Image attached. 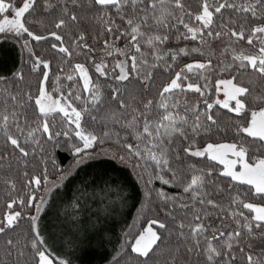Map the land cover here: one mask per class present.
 <instances>
[{
  "label": "snow or ice",
  "instance_id": "1",
  "mask_svg": "<svg viewBox=\"0 0 264 264\" xmlns=\"http://www.w3.org/2000/svg\"><path fill=\"white\" fill-rule=\"evenodd\" d=\"M90 6L95 7L98 13H104L105 10L115 9L116 14L120 16L129 26L128 29L119 31L120 37H130L128 44L130 50L134 53H139L140 56L133 54L130 56L131 65L130 70L128 65L121 62L116 65L120 69L119 75L114 79L121 84L129 81L130 77L140 78L141 83L152 79V73H144L138 65L147 64L146 54L142 52L141 45L151 47L157 61L164 60V57L169 55V52L162 51L159 45L164 44L169 39V33L175 28L179 31L182 25L185 31L180 32L177 39L183 38L185 40L197 41L198 39L204 43H208L205 37L213 39H220L221 32L214 31L215 17L221 18L219 27L225 28L224 35L237 40H245L248 45L256 47L255 41H259L258 53L235 56L234 59L240 61V68L247 71L249 68L256 74L258 78L264 79V0H199V7L196 11H192L191 6L185 3V0H89ZM61 6L62 15L55 20L54 27L57 31H50L48 35L37 34L30 29L26 22V14L34 16L38 11L48 12L54 15L53 10L57 6ZM98 6V7H96ZM81 7L80 0H22V6H18L16 0H0V33H10L18 37H23L25 34L31 41H46L49 38L60 42L52 43V49L56 50L64 56H72L76 48L92 49L87 43H82L85 40L83 34L79 35L78 40L73 41L71 47L65 46V33L63 30L69 26V22L79 24L80 17L74 9ZM180 10V16H175V10ZM11 13L12 18L3 15ZM225 12L229 13L227 23L224 22L223 17ZM169 17L175 19V23L169 22ZM185 17L188 19L186 20ZM235 17V20H233ZM101 23L107 25L106 31L113 32L111 26L115 22L100 16ZM195 22V26L190 22ZM259 21V23H257ZM239 24V31L234 30L233 24ZM250 27V32L245 35L246 27ZM148 31H142L143 28ZM130 29V30H129ZM166 29L167 32L162 30ZM107 46V43H106ZM24 48H28V40L23 43ZM185 55L187 52L184 49L179 50ZM198 49L193 47L191 52H197ZM127 55V53H122ZM173 62L177 59V53H171ZM29 63L31 71L38 73L42 79L38 84V95L25 94L22 91L13 92L8 88L9 83L14 81H6L0 77V135L6 138V143L9 144L14 151L20 153L21 158L35 157L36 149L43 152L44 156L50 155L48 146L52 149L59 147H67V149L76 157V165L81 164L92 153L88 150L94 148L97 143H101V137L96 134L97 127L107 129L103 132V136H109L112 129L109 125L119 124L121 128H130L133 130L131 139L128 134L121 135L119 131L114 135L122 148L126 152L114 153V158H118L121 162L132 166L133 170L140 169L138 175L143 179L142 173L152 169V175L165 185H175L182 187L184 193L190 195L192 201L205 206L203 213L196 211L194 205L183 203L181 208L189 209L192 218L188 219V213L185 214L184 219L177 223V216L172 213V219L168 223L153 220L145 233L135 241L132 246V252L139 257L147 259L141 261V264H148L152 260L156 250L162 245L167 248L171 241L165 237L164 233L169 236L176 235L181 241V244L176 246V254L172 255L173 264L177 259V255L186 258L187 264H236L237 256L233 255L237 252V247L245 238L247 233L248 238H264V206H257L251 202H244L239 199V196H231L229 193L230 204L225 207V204L217 200L211 190H205V180L203 175H193L190 181L184 179L185 169L182 166L184 155L181 151L176 149L175 142L172 138L174 133L179 132L188 145L183 147L182 151L185 155L190 157H207L210 161H219L225 166V170L220 172L223 177H229L234 184L248 185L249 191L253 196L264 199V158L258 159L254 164L246 162L248 149L244 144H212L209 143L202 150L194 147L193 136L188 135L183 127H177V123L186 125L187 120L182 117L173 116L170 112V105L166 102L169 94H174L177 91H192L204 95L201 86L194 82H188L191 78L186 73L199 72L206 70L211 61L208 63H187L180 71H176L174 77L170 82L162 87L159 92L160 100L154 104L152 100H147L143 103L142 108L131 105L127 102L124 94L121 92L119 86L113 88L111 95V102H107L101 93V90L96 86L88 75V70L82 64H75L73 67L74 73L80 74V79L83 83V91L87 94L84 100V106L80 109L74 107L70 102L72 98L75 101L81 100V95L70 91L68 98L64 99V104L61 105L60 100L53 101L51 104L50 95L46 91V84L49 81L50 63L47 60L37 56L34 52L30 53ZM70 64V62H69ZM71 66V64H70ZM96 72L101 76H108L106 65L103 63L96 64ZM173 65L166 63V71H172ZM67 80L74 79L73 74L67 75ZM59 79V77H57ZM235 79V77L233 78ZM15 80H23V75L15 74ZM221 86L224 87V95L227 97L223 102L216 101L222 108H226L228 112L234 113L236 116H241L248 108L251 107L252 99L258 102L259 111L251 112V119L246 125H241L236 128L237 135L250 137L252 140L264 142V90L259 94L254 89L243 86L242 84H233L232 80H218L216 83V90L219 92ZM34 100L36 109H38L39 116L35 119V127H30L29 109L32 107L28 101ZM229 101H234V106L229 105ZM118 105V107H117ZM213 105L207 104V112L195 114V120L191 125V132L199 135L201 131H210L212 125H217V120L214 114H211ZM156 109L163 111L156 112ZM35 110H33L34 114ZM59 112L63 114L64 120L62 127L56 129L49 122L51 113ZM205 116L209 122L205 125L201 121V116ZM83 121V123H82ZM91 127V131H89ZM14 129V130H13ZM26 133V135H25ZM75 137V141L72 137ZM63 138V144L61 142ZM135 140L136 143H132ZM23 141V142H22ZM77 141L79 143H77ZM32 147L30 153L25 145ZM264 148V143L260 144ZM175 152V159L172 158V153ZM229 154L236 157L235 160L227 161L224 158ZM6 157L0 156V161ZM43 159V157H41ZM53 164H55V157ZM240 163L241 171L237 173L234 171L236 163ZM0 167H3L0 164ZM191 164L188 168H192ZM213 170L209 169L208 175H212ZM24 176L27 180V186L31 189L32 185L38 189L42 183V179L46 182L47 175L33 176L25 172ZM168 177V178H166ZM11 192H17L16 184L13 181H6ZM151 183V180L148 181ZM234 184L229 185L235 191ZM215 187V185L213 186ZM254 190V191H253ZM152 190H149V192ZM217 192H224L226 189H216ZM157 195L165 200L170 199L163 191L158 192ZM22 205L28 208L34 207L36 215L30 216L27 219L31 222V249L34 259H37V264H53L50 259V253L46 249L42 250L44 240L42 239L37 221L39 214L43 210L44 201L36 202L35 195H29L27 199L17 195L16 198H11L7 203V209L4 211L2 218H0V244H3L6 249V256L12 257L14 250L18 249V241L8 237L10 231H14L18 226L23 216V210H16L14 205ZM242 204L243 209H247L254 215L249 218L245 216L242 211L237 208ZM236 205L237 208H232ZM208 207L212 209L220 208L221 211L226 212L227 215L235 219L236 227L226 233L223 229V221L217 224L203 223L204 216L210 215ZM243 218L242 220L240 218ZM185 220L187 223H185ZM170 224H174L175 228H171ZM152 225H156L157 230H154ZM187 229V231L185 230ZM256 230H259L257 233ZM206 232H211V237L206 236ZM222 240L221 238H224ZM213 240L217 244H213ZM181 246L183 251L181 252ZM248 247H252L251 244ZM224 249V250H222ZM238 252L242 258L246 257V264H264V249L259 253L247 252L246 248L241 246ZM152 254V255H150ZM171 254V253H170ZM19 256L23 257L24 252L19 251ZM0 264H3L0 261ZM59 264H65L63 260Z\"/></svg>",
  "mask_w": 264,
  "mask_h": 264
},
{
  "label": "trees",
  "instance_id": "2",
  "mask_svg": "<svg viewBox=\"0 0 264 264\" xmlns=\"http://www.w3.org/2000/svg\"><path fill=\"white\" fill-rule=\"evenodd\" d=\"M16 3L18 6H22V0H16ZM40 3L42 5V0H40ZM185 3L191 6L190 10L192 11H196L199 7V0H185ZM80 4V8L74 9L80 17L79 24L69 22V26L63 30L67 33L64 42L66 47H71L73 41L78 40L79 35L83 34L85 40L82 43H87L92 49L91 51L76 48L73 55L69 57L52 49V43L59 44L60 42L51 38L46 41L36 42L27 38L26 34L23 37L13 34L0 35V77L6 81H14V84H8V88L11 91H22L25 94H32L33 96L38 95V84L42 77L38 73L31 71L29 63L31 52H34L37 56L50 63L49 81L46 84V90L52 96L58 98L62 104L65 102L62 98H68L70 91L78 93L81 95L80 101H75L74 98L70 100L73 106L78 109L84 106L87 94L83 91V85L78 73L73 72V67L77 63L87 68L90 78L100 88L107 102H111L110 98L113 88L119 86L127 102L140 108H142L143 103L147 100H152L154 104L157 103L160 100L159 92L162 90V87L170 82L176 71H180V69L184 68L185 64L193 60H208L214 66L210 72L208 85L204 86V83L198 80L203 89H208L212 93L213 81L217 79H232L235 84H242L250 89H254L257 94L261 90H264V79L258 78V74L254 73L250 68L247 71L243 68L222 70L223 64L221 61L209 55L200 53L185 55L177 53V59L173 62L171 59L173 51L169 50L168 45L198 43L199 40L177 39L180 32L185 31L182 25L179 27V31L173 28L171 33H169V39L164 44L159 45L162 51L169 52V55L165 56L164 60L157 61L151 47L144 44L141 45L142 52L146 54L148 63L138 66L141 67L144 73H152L151 80L141 83L140 78L130 77L129 81L121 84L114 79L117 76L115 72L110 73L109 71L107 72L108 76H101L96 72L90 56L100 54V51L109 42H115L118 45H129L128 40L130 37H120L117 39L119 31H115V29L123 31L128 29L129 26L116 14L114 8L105 10L104 13H98L95 7L90 6L89 0H80ZM53 12L54 15L42 10L38 11L34 16L26 14V22L30 29L37 34L48 35L50 31L60 32L61 30L55 29L54 22L62 15L61 6L58 5L57 9L53 10ZM181 14L180 10H175V16H180ZM3 15L12 16L10 12ZM101 15L115 22L111 25L114 29L113 32L106 31L107 25L101 23ZM2 17L0 16V19ZM185 19L187 20L188 18L185 17ZM214 19V31L219 30L221 38H228L239 43L247 49V54L258 53V40L255 41L256 47H253L247 44L246 39L237 40L234 37H223L225 28L219 27L221 18L215 17ZM228 19L229 13L225 12L223 17L224 22L227 23ZM233 20H235V17H233ZM169 22L174 24L176 21L172 17H169ZM190 23L195 26L194 21ZM250 27H246V38L250 32ZM233 28L239 31V24L234 23ZM142 31L147 32L148 29L145 27ZM162 31L167 32L166 29ZM209 38L211 37H205L207 41ZM26 39L29 44L28 48H24L22 44ZM217 40L219 39H213L214 42ZM133 54L138 57L140 56L139 53H134V50H130L129 45L127 53L129 70L131 65L130 56ZM166 63L173 65L171 72L165 70ZM16 73L22 74L23 80H15ZM68 74H73L74 79L71 81L67 80ZM234 77L235 79H233ZM2 88L3 85H0V89ZM190 95L189 92L183 95L182 92L177 91L174 94H169L166 102L171 106L170 112L173 116H179L188 121L186 125L178 122L177 127H183L188 135L193 136L194 147L196 149L201 148L207 143L230 142L238 145L244 144L248 149L246 160L249 163H253L256 159L264 158V148L260 147V144L264 142H254L252 138L243 136V134L237 135L236 132L238 126L246 125L251 119V112L259 109L258 102L254 98L252 99L251 107L241 116L228 112L226 108H222L218 104H212L211 114H214L218 122L217 125H212L210 131H201L199 135H195L191 132V125L195 120V114L197 112L206 113L208 103L196 94L197 107L193 111H187L184 109L183 100L184 96ZM206 97H211L212 100L209 98V102L212 103L213 94L210 93ZM28 103L32 106L29 109V115L32 117L29 124L30 127H35V119L39 116V112L36 109L34 100L28 101ZM111 103L115 105V102ZM230 106H234V101L230 102ZM33 110H35L34 114ZM161 111L163 110L156 109V112ZM63 120V114L59 112H53L49 117L50 124L56 129L62 127ZM201 121L205 125L209 123L203 115L201 116ZM109 127L112 129V133L107 137L103 136V132L107 131V129L97 127L96 134L101 137L102 142L97 143L95 147L111 145L122 148L114 135L117 131L121 135L128 134L131 139L132 129L121 128L119 124H110ZM88 130L91 131V127ZM172 138L176 149L181 151V155H184V161L178 163H182L185 169L184 179L186 181H190L193 175L199 176L202 174L205 180L204 189L211 190L215 198L223 202L225 207H228L230 204L229 193L231 196L238 195L241 201L264 205V199L253 196L249 191L250 186L234 184L232 181L229 183L228 177L221 176L220 172L223 171V166L218 162L210 161L206 156L200 158L185 155L182 149L188 145L189 141H186L179 132L174 133ZM75 139L73 136L72 140L75 141ZM61 142L63 144V138H61ZM131 142L136 143L135 140H131ZM77 143L79 142L77 141ZM25 147L30 153L32 152L33 149L30 145L26 144ZM48 152L50 155L44 156L43 152L36 149L35 157L30 155L29 157L21 158L20 153L14 151L6 143V138L0 135V156L6 157L0 161V164L3 165V167H0V218H2L4 211L7 209V203L11 201V198H16L19 195L27 199L29 195H35L37 202L40 197L45 181L42 179V183L38 189L35 185H32L30 189L24 176L25 172L33 176L43 177L47 175V179H55L58 173L68 167L75 158L67 147L52 149L49 145ZM53 157H55V164H53ZM172 158L175 159V152L172 153ZM189 164L193 167L188 168ZM130 166L119 164L112 158H102L87 161L77 166L68 174L65 180L67 181L66 185L54 194L43 217L39 221L38 230L44 240V244L41 246L42 250L46 249V252L50 253V257L55 264H59L62 259H66L65 264H141V261L147 258L139 257L136 253H133L132 243L148 223L153 220L168 223L172 219V213H175L177 216V223L181 219H184L186 213H188V219H191L192 214L189 212V209L180 207L183 203L194 205L196 211L203 213L205 206L200 205L198 201H192L190 195L183 192L182 187L161 183L153 177L152 169L142 173L143 179H141L140 175H138L140 169L134 171ZM209 169L213 170L211 176L208 175ZM9 180L16 184L17 192H11L6 182ZM149 180H151V183H148ZM232 184H234L235 191L229 187ZM214 185L215 187H213ZM217 188L226 189V191L217 192ZM149 190L152 191L149 192ZM161 191L170 197L167 202L157 195ZM14 207L16 210L22 209L25 218L20 221L19 226L14 231L9 232L8 237H4L3 239L12 238L18 241V249L14 250L12 257H7L6 249L3 244H0V261L3 264H37L38 258L34 259L31 249V238L33 236L31 222L27 219L34 214L35 208H28L19 204L14 205ZM231 207L237 208L236 205H232ZM207 210L211 214L204 216L203 223L219 225L223 221L224 227L222 230L225 231L226 236L228 231L236 227V218L227 215L220 208L212 209L208 207ZM237 210L242 211L249 218L253 216L252 212L243 209L242 204L239 205ZM240 219L242 220L243 218L241 217ZM185 223H187L186 220ZM153 226L157 230L156 225ZM170 227L175 228V225L170 224ZM185 230L187 231V229ZM256 231L257 233L259 232V230ZM164 235L171 243L167 248L162 245L157 249L148 264H173L172 255L176 254V246L181 244V241L176 235L169 236L168 233H164ZM205 235L211 237L212 233L206 232ZM226 236L221 239L225 240ZM257 239V241H260L261 238L259 239L258 237ZM212 242L214 245L217 244L215 240ZM249 244L252 247H248ZM241 246L245 247L247 252L255 251L259 253L264 249V238L263 242L255 243L252 238L247 237L246 233L244 240L239 245H235L237 252H234L233 255L237 256L236 264H246V257L242 258L238 252V248ZM19 251L24 252L23 257L19 256ZM182 251L183 246H181ZM174 264H187L186 258L177 255Z\"/></svg>",
  "mask_w": 264,
  "mask_h": 264
},
{
  "label": "rangeland",
  "instance_id": "3",
  "mask_svg": "<svg viewBox=\"0 0 264 264\" xmlns=\"http://www.w3.org/2000/svg\"><path fill=\"white\" fill-rule=\"evenodd\" d=\"M11 18H12V16H9V19H11ZM4 34H10V33H0V35H4ZM222 36L227 37L225 35H222ZM209 39H208V43H204L203 41L198 40V43L171 44V45H168V48L170 51H173L176 53H181L179 50L184 49L187 52V54L200 53V54L209 55V56L215 58L216 60L221 61V63L223 64V66L221 68L222 70H228L231 68H240V61L235 60L234 57L240 56V55H247V53H246L247 49H245L239 43L234 42L233 40L228 39V38H220L219 40H217L215 42L213 41V39H211V38H209ZM193 47L197 48L198 51L197 52H191V49ZM128 51H129V45H127V44L118 45L115 42H109L107 44V46L105 45L103 50L100 51V54L91 55L90 59L93 61L94 68H95L96 64L103 63L104 65H106L105 70L107 72H109V71H110V73L115 72V74L119 75L120 69L118 67H116V65L121 63V62L128 65V60H127L128 56L125 54H122V53H128ZM182 54H184V53H182ZM195 62L208 63L209 61L208 60H203V61L202 60H193V61L188 62V63H195ZM213 67L214 66H212V63H210L209 67L206 70H201L199 72L194 71L193 73H186V75L189 76L191 79L189 81H185V84L188 82H194L195 84L200 86V83L198 82V80H199L200 82L202 81L204 83V86L208 85V80L210 78V72L213 70ZM127 70H129V68ZM78 75L80 77L79 73H78ZM88 75H89V73H88ZM218 80H232V79H217V80L213 81L214 82L213 83V93L210 92V90H208V89L202 88L204 91L203 96H201L199 93H196V92L183 91L182 92L183 95L187 92H189L191 94L190 96H184V100H183L184 109L187 111L195 110V108L197 107L196 94L198 96L202 97L203 100H206L207 103H210L209 102L210 97L207 98L206 95L209 96L210 93L213 94V101L211 104H217L216 101L219 100V101L223 102L225 99H227V97L224 95L225 89L223 86H221V89L219 92L216 90V83ZM81 82H82V80H81ZM232 82H233V80H232ZM233 84H235V83L233 82ZM82 85H83V83H82ZM48 94L51 97V100L49 101L50 104L53 101L59 100L58 98L52 96L49 92H48ZM230 102H232V101H229V105H230ZM234 104H235V102H234ZM61 105H63V104L61 103ZM256 111H259V109ZM207 144H209V143H207ZM207 144H205L204 146H202L199 149L202 150L204 147H206ZM212 144L218 145V144H231V143L230 142H220V143H212ZM88 151L92 153V156H90L88 159H86L84 162H82L79 165H82L83 163L90 161V160L102 159V158H110V159L112 158V159L116 160L117 163H119V164L129 166V164H125V163L121 162L118 158H114V153L120 152L121 154H123L126 151L124 148L106 145V146L94 147V148L89 149ZM224 159L227 161H232V160H235L236 157L229 154ZM259 159H261V158H259ZM257 160L258 159H256L253 163H249V162L248 163L254 164ZM75 161H76V157L72 160V162L69 164L68 167L63 169L62 172L58 173V175L56 176L55 179H47V181L44 182L45 185H44L43 191L37 200V202H39L41 200L44 201L43 210L39 214V219L37 221L38 228H39L40 218L43 217L45 210L48 207V205L50 204L54 194L66 185L67 181H65V180H66L68 174L71 173L77 166H79V165H76ZM216 162H218L219 164H221L223 166V171H224L225 170L224 164L220 163L219 161H216ZM246 162H247V160H246ZM130 167H132V166H130ZM233 170L236 171L237 173H239L241 171L239 162L236 163ZM228 182L229 183L231 182V179L229 177H228ZM255 205L264 206L263 204H260V203L259 204L255 203ZM33 213H34L33 215H36L35 210ZM253 215H254V213H253ZM150 224H151V222L148 223L144 227L143 231L133 241L132 246L135 244V241L140 237V235L145 233V230L149 227ZM152 227L154 229L153 225H152ZM257 240H258L257 238L253 239V242H255V243L263 242V238H261L260 241H257ZM49 248H51V247H49ZM49 258L52 259L51 257H49ZM62 260L64 262H66V259H62ZM53 264H55L54 261H53Z\"/></svg>",
  "mask_w": 264,
  "mask_h": 264
},
{
  "label": "bare ground",
  "instance_id": "4",
  "mask_svg": "<svg viewBox=\"0 0 264 264\" xmlns=\"http://www.w3.org/2000/svg\"><path fill=\"white\" fill-rule=\"evenodd\" d=\"M210 99L212 100V98L210 97Z\"/></svg>",
  "mask_w": 264,
  "mask_h": 264
}]
</instances>
